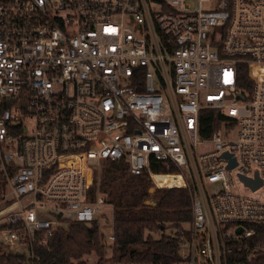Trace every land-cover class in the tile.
Returning <instances> with one entry per match:
<instances>
[{"label":"built area","instance_id":"2783aa9c","mask_svg":"<svg viewBox=\"0 0 264 264\" xmlns=\"http://www.w3.org/2000/svg\"><path fill=\"white\" fill-rule=\"evenodd\" d=\"M105 160L189 190L182 264L264 253V0H0V252L37 264L71 222L112 243Z\"/></svg>","mask_w":264,"mask_h":264},{"label":"trees","instance_id":"16d2710c","mask_svg":"<svg viewBox=\"0 0 264 264\" xmlns=\"http://www.w3.org/2000/svg\"><path fill=\"white\" fill-rule=\"evenodd\" d=\"M223 118L220 110H204L203 135L220 128ZM98 173L92 193L99 188L114 207L115 240L107 241L100 220L91 225L71 222L55 230L46 244L36 245L37 264H89L83 258L92 253L99 257L92 264H182L179 239L172 232L192 219L189 190L153 189L147 176L111 160H105ZM257 232H264V225L257 226ZM21 260L12 251L0 252V264H21ZM253 264H264V253Z\"/></svg>","mask_w":264,"mask_h":264},{"label":"rangeland","instance_id":"374dc122","mask_svg":"<svg viewBox=\"0 0 264 264\" xmlns=\"http://www.w3.org/2000/svg\"><path fill=\"white\" fill-rule=\"evenodd\" d=\"M99 173V175H100V169H99V171H98ZM163 178H165V177H163ZM152 188H154L155 189V187L154 186H152ZM32 198V196H25V197H22L21 198V201H22V203L24 204V205H27V204H29V200ZM18 209H16V208H13L12 206H10L9 208H8V210H6V212H8V211H10V212H15V211H17ZM6 221V213L5 214H0V223H3V222H5ZM185 226H187V224L185 225ZM170 231V229H168L167 230V232H169ZM171 231H175V229H172ZM155 236H158V234H155ZM111 252H112V249H111V246L110 245H108L107 246V255H110L111 254Z\"/></svg>","mask_w":264,"mask_h":264},{"label":"water","instance_id":"95a60500","mask_svg":"<svg viewBox=\"0 0 264 264\" xmlns=\"http://www.w3.org/2000/svg\"><path fill=\"white\" fill-rule=\"evenodd\" d=\"M239 96H241V94H239ZM226 156H229V153H225ZM233 165H235V159H232L231 160V163L229 165V167H233ZM248 183H250V185L253 187V188H256L260 183L258 181H249L247 180ZM16 254L20 255L19 252H17Z\"/></svg>","mask_w":264,"mask_h":264},{"label":"bare ground","instance_id":"6f19581e","mask_svg":"<svg viewBox=\"0 0 264 264\" xmlns=\"http://www.w3.org/2000/svg\"><path fill=\"white\" fill-rule=\"evenodd\" d=\"M161 178V177H160Z\"/></svg>","mask_w":264,"mask_h":264}]
</instances>
